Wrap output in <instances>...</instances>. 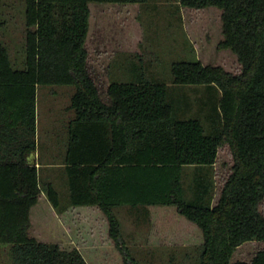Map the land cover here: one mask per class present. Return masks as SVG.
<instances>
[{
	"label": "trees",
	"instance_id": "1",
	"mask_svg": "<svg viewBox=\"0 0 264 264\" xmlns=\"http://www.w3.org/2000/svg\"><path fill=\"white\" fill-rule=\"evenodd\" d=\"M25 2V60L20 68L2 41L0 0V246L10 248L13 264H88L78 248L40 242L30 233L31 211L43 188L53 206H59L56 190L42 186L38 167L28 165V157L37 152L40 86L75 87L71 109L76 118L66 169L70 203L102 210L126 264L138 263L113 212L124 205L176 207L202 231L196 264H264V248L249 263L233 261L244 244L264 243V0H179L186 8L222 11L219 49L231 50L242 66L240 74L201 61L171 66L173 84L219 91L221 126L215 134L206 133L201 119L179 117L168 86L145 74L130 82H111L106 100L96 84L86 48L90 4L143 5L148 0ZM105 126L108 141L101 140ZM225 145L234 165L212 207L207 201L213 187L208 169ZM103 149L106 157L100 155ZM78 151L90 157L76 161ZM189 168L194 170L191 199L184 184Z\"/></svg>",
	"mask_w": 264,
	"mask_h": 264
},
{
	"label": "rangeland",
	"instance_id": "2",
	"mask_svg": "<svg viewBox=\"0 0 264 264\" xmlns=\"http://www.w3.org/2000/svg\"><path fill=\"white\" fill-rule=\"evenodd\" d=\"M25 1L1 0L5 22L2 41L8 47L15 66L20 68L25 60ZM90 9L91 26L86 42L88 66L105 100L107 88L113 80L109 77V71L112 74L117 70V65V72L120 74V71H124L122 76L128 75L131 81L146 73L148 78L166 84L168 98L176 104L179 117L201 119L207 134L218 131L221 126L219 91L205 86L173 84L171 66L175 62L201 61L204 65L220 66L232 74L241 73L242 66L236 54L231 50L219 49L224 39L221 10L190 9L181 6L179 0H148L143 5L92 3ZM74 93L75 87L72 86L38 87L37 154L41 164V182H45L48 175V169L42 165L51 161L66 144L64 124L74 114L71 109ZM213 123L215 128L211 129ZM56 161L60 162V157ZM233 165L232 151L225 145L219 150L215 166L208 169L213 187L207 201L212 207L218 203ZM193 172L192 168L187 169L184 182L189 199L193 198ZM55 174L61 175L57 171ZM45 197H42V202L33 213L34 223L54 216L47 210ZM132 208L137 210L126 208L117 215L124 241L138 264L198 262H195V252L198 253L204 241L202 231L179 214L176 207L170 208L169 212L163 210L165 206ZM261 211L264 214V203ZM71 221L68 218L64 225L69 228ZM105 223L97 220L95 214H87L78 224L72 222L71 225L76 227L68 229L69 237H65L61 243L65 247L80 248L88 264H126L115 242H111L110 238L108 240ZM31 235H37L43 242L49 240L45 236L44 225L34 226ZM58 236L63 239L61 232ZM263 248L264 243H246L236 251L233 261L249 263ZM0 264H13L8 246H0Z\"/></svg>",
	"mask_w": 264,
	"mask_h": 264
},
{
	"label": "crops",
	"instance_id": "3",
	"mask_svg": "<svg viewBox=\"0 0 264 264\" xmlns=\"http://www.w3.org/2000/svg\"><path fill=\"white\" fill-rule=\"evenodd\" d=\"M106 5V4H105ZM109 5V4H107ZM138 5V4H137ZM111 65L108 67V69L110 70ZM115 68L117 70H115L112 74L110 73L111 70L109 71V77L111 79H113L111 82L113 81H125V82H130L129 76L128 75H124V77L122 76L123 73H125L124 71H120V74L117 72L118 71V66L115 65ZM123 68V67H121ZM146 76V73H145ZM110 82V83H111ZM109 83V84H110ZM74 112L73 117L71 119L68 120V122H66L65 125V130L67 133V140H66V144L63 146V149L60 153H55L54 156L52 157L51 161H48L46 165H42V167L44 166V168L48 169V175H47V179L45 182H41V185H51L57 192L58 197H59V206L58 207H54L53 204L50 202L47 193L45 191V188H43V192L41 193L40 197H39V202L38 204L32 209L31 211V222H32V227L30 230V233L32 231V228H34V226H40L43 227L44 225V229H45V236L47 239H49L47 242L45 243H51V244H60L62 245L61 242H64V238L69 237V228H74L76 226H72V222L73 223H79L81 221H83V217L87 216V214H95L97 220L99 219L101 222L105 221V225L108 227V240L110 238L109 235V223L108 220L105 216V214L102 212V210L98 207V206H72L70 203V184H69V177L67 175V165H68V154H69V144H70V131L71 128L74 125V120L76 118V113L74 110H72ZM105 133H101V140H110V134L107 131V127L105 126ZM107 140V141H108ZM101 141V142H102ZM105 149H107V147H104ZM82 150V149H81ZM104 152L103 151L100 153V155H102ZM106 155H108V151L104 152L103 157H106ZM57 157H60V162H57L56 159ZM90 156L82 153L81 151H78V153L76 154V157L74 158V160L76 161H82L84 159L89 158ZM94 157V156H91ZM85 164V163H82ZM37 167L39 168V173H40V168H41V164L38 162V154H37ZM55 171L60 172V176L55 174ZM40 180H41V176H40ZM43 183V184H42ZM45 197V200L47 201V210H49L48 212L52 215H54L51 218L48 219H43L38 221L37 223H34V217H33V213L34 211L37 209V207L40 205V203L42 202V197ZM133 209V210H137L136 208H132L131 206L128 205H124V206H118L115 207L113 209V212L115 213V215L118 217V212L122 211L123 209ZM170 208H175L173 206H165V208H163V210H170ZM166 212V211H164ZM75 216V217H74ZM70 219L71 224L69 226V228L66 227V225H64L65 221L67 219ZM119 218V217H118ZM76 220V221H75ZM61 232L62 233V237L63 239H60V237L58 236V233ZM35 237L37 240L40 241L39 237L37 235L33 236ZM111 239V238H110ZM43 242V241H40ZM112 242V239H111ZM203 245V243H202ZM201 245V246H202ZM200 246V247H201ZM76 247V246H75ZM77 248V247H76ZM78 250L81 249L78 248ZM82 253V252H81ZM83 254V253H82ZM195 255H197V252H195ZM85 259V257H84ZM86 260V259H85Z\"/></svg>",
	"mask_w": 264,
	"mask_h": 264
},
{
	"label": "water",
	"instance_id": "4",
	"mask_svg": "<svg viewBox=\"0 0 264 264\" xmlns=\"http://www.w3.org/2000/svg\"><path fill=\"white\" fill-rule=\"evenodd\" d=\"M28 165L29 166H38L37 165V152L31 153V155L28 157Z\"/></svg>",
	"mask_w": 264,
	"mask_h": 264
}]
</instances>
